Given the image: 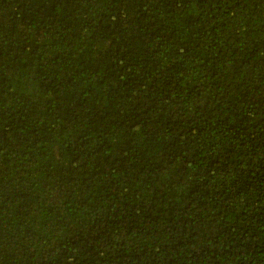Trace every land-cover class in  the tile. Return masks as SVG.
I'll return each instance as SVG.
<instances>
[{"label": "trees", "instance_id": "1", "mask_svg": "<svg viewBox=\"0 0 264 264\" xmlns=\"http://www.w3.org/2000/svg\"><path fill=\"white\" fill-rule=\"evenodd\" d=\"M0 264H264V0H0Z\"/></svg>", "mask_w": 264, "mask_h": 264}]
</instances>
